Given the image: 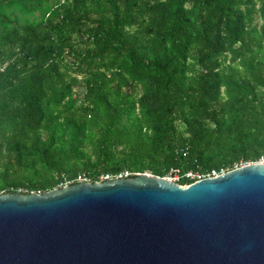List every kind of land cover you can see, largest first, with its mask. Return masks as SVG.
<instances>
[{"label": "trees", "instance_id": "trees-1", "mask_svg": "<svg viewBox=\"0 0 264 264\" xmlns=\"http://www.w3.org/2000/svg\"><path fill=\"white\" fill-rule=\"evenodd\" d=\"M263 154L264 0H0V194Z\"/></svg>", "mask_w": 264, "mask_h": 264}, {"label": "water", "instance_id": "water-1", "mask_svg": "<svg viewBox=\"0 0 264 264\" xmlns=\"http://www.w3.org/2000/svg\"><path fill=\"white\" fill-rule=\"evenodd\" d=\"M0 264H264V165L2 193Z\"/></svg>", "mask_w": 264, "mask_h": 264}, {"label": "built area", "instance_id": "built-area-1", "mask_svg": "<svg viewBox=\"0 0 264 264\" xmlns=\"http://www.w3.org/2000/svg\"><path fill=\"white\" fill-rule=\"evenodd\" d=\"M250 164H262V165H264V154L262 156H260V158L257 161L251 162V163L240 164V166H236L235 169L242 167V166L250 165ZM225 172H227V171L211 170L207 173H202V172L188 170V171L183 172L178 168H171L163 178L170 180V181H173V182H176V183H179L181 180H183L184 184L182 186H189L190 184H192L194 182H198V181L205 179V178L217 177L221 174H224ZM137 174H139V173H130L128 171H122L118 175H115V176H111L109 174L102 175L99 177V179L97 181L115 179V178L116 179L128 178V177H131V176H134ZM77 182H90V181L85 176H78L76 179V182H74V183H77ZM72 183H73V181L66 182L64 186L70 185ZM17 193L24 194V193H28V192H26L25 190H22V189H18ZM36 193H39V192H36Z\"/></svg>", "mask_w": 264, "mask_h": 264}, {"label": "rangeland", "instance_id": "rangeland-1", "mask_svg": "<svg viewBox=\"0 0 264 264\" xmlns=\"http://www.w3.org/2000/svg\"><path fill=\"white\" fill-rule=\"evenodd\" d=\"M259 21L258 19L255 20V22ZM76 90H78L81 94L83 93V90L80 88H76Z\"/></svg>", "mask_w": 264, "mask_h": 264}]
</instances>
